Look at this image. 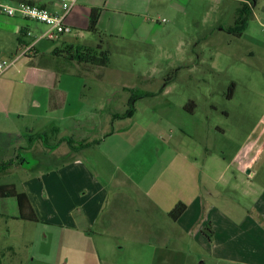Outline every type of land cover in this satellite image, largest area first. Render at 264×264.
Instances as JSON below:
<instances>
[{"label":"crops","instance_id":"1","mask_svg":"<svg viewBox=\"0 0 264 264\" xmlns=\"http://www.w3.org/2000/svg\"><path fill=\"white\" fill-rule=\"evenodd\" d=\"M130 1L140 5L137 10L129 12L134 15L152 14V6L154 8L156 3H164V0ZM228 1L239 6L234 8L233 24L225 31L234 27L238 11L248 0ZM20 2L59 12L54 0H11L7 4ZM95 3V0H78L66 18V24L72 32L49 41L55 45L43 52L38 50L40 35L46 30L40 31L41 24L20 17L0 15V57L13 59L22 45L34 44L31 55L20 58L0 75V139L3 141L0 145L4 149L2 156L12 157L3 163L11 161L15 168H23L24 160L19 159L17 150L37 151L33 155L39 169L37 178L26 181V186L21 189L13 184H2L13 185L18 193H23L27 198L28 206L22 215L15 200L18 214L11 218L21 230L28 227L34 231L33 236L27 232L23 243L34 247L38 240L40 257L54 261V228L63 229L74 235L76 240L93 245L94 250L85 254L86 261L95 264L100 260L101 264H107L108 257L113 258L123 243H140L148 247L155 243L162 244L156 250L163 252L169 248L179 250L189 239L194 246L217 261L264 264V232L258 240L253 239L252 218L247 208H243L242 212L238 208L229 209V215L235 220L227 214L223 215L224 211L220 212L208 198L202 196L200 171L196 162L188 161L178 147L171 148L170 141L156 139L151 133L127 137L130 136L131 128L126 124L134 114L127 116L129 118L124 115L132 110L135 112L130 97L123 101L118 97L122 112L110 113L111 117H120L115 118L119 123L118 130L112 127L109 132L111 119L103 124L76 123L68 125L65 130L54 124V119L58 120L60 115L66 113L70 93L68 83H82V79L89 77L87 75L96 73L95 68H102L78 64L65 58L67 46H85L103 51L100 45L96 46L91 41H79L84 38V32L91 33L87 28L89 14ZM255 4L253 0L251 16H254ZM178 7L169 5L175 16L184 15ZM258 19L263 21L264 13L259 14ZM36 31L39 35L35 34ZM27 33L30 36H26ZM60 68L65 69L64 76L57 71ZM90 77L99 81V75ZM126 90L121 89L123 92ZM127 91L140 94L139 99L142 100L151 95L149 88L138 89L134 85ZM85 107L95 112L107 110V106L102 103ZM80 114H68L67 119L75 123L74 118ZM25 119L31 120V124H18ZM36 121L52 124L50 137L42 131V126L36 127ZM15 126H20L21 130L10 129ZM255 133V128H252L229 164L235 165L236 159L240 158L239 153L250 140L252 145L257 144L259 138L253 139ZM33 136L34 139L28 138ZM65 139H70L74 147L82 144L91 146L72 149ZM25 141L27 144L24 147L17 146ZM255 165V160L249 162L241 173L238 167L235 168L239 173L237 178L242 175L246 177L244 182L250 183L257 177L256 171L252 170ZM246 169L250 170L252 177L244 174ZM261 192L263 197L257 199L255 204L258 203L259 212L264 214V190ZM206 195L212 198L216 194L208 191ZM254 195L257 194L254 192ZM31 215L35 221L20 218H29ZM29 224L34 227H29ZM204 226L212 232L211 239L203 233ZM6 250L13 255L16 253L12 245H8ZM34 259V256L26 257L27 261ZM200 259L203 264L204 258Z\"/></svg>","mask_w":264,"mask_h":264},{"label":"rangeland","instance_id":"2","mask_svg":"<svg viewBox=\"0 0 264 264\" xmlns=\"http://www.w3.org/2000/svg\"><path fill=\"white\" fill-rule=\"evenodd\" d=\"M0 2L10 3L11 0ZM95 2L92 9L97 10L98 19L101 15L100 24L97 23L100 34L84 32V38L79 41L100 45L107 52L108 65L95 68L96 73L87 75L89 77L82 79V83H68L70 93L66 113L60 115L62 120L60 116L58 120L54 119V124L65 130L76 123L103 124L111 119L109 132L113 128L118 130L117 116L111 117L110 113L122 112L118 97L122 101L130 97L135 112L131 111L134 115L126 124L131 128L127 137L151 133L156 139L170 141L171 148L178 147L188 161L197 164L202 196L234 220L229 209L238 208L242 212L247 208L252 218L253 239L261 238L264 214L259 212L255 202L263 197L261 191L264 190V132L259 124L264 115V31L258 19V15L264 13V0H255L254 16L249 18L239 36L225 31L233 24L234 8L239 6L228 0H164L163 4L152 6L153 13L147 15L129 13L140 8L135 1ZM174 4L184 15H174L169 9V5ZM39 28L41 32L46 29L43 25ZM35 34L39 35V32ZM39 41L41 52L55 45L47 40ZM63 70L57 69L64 76ZM91 75H99V81H94ZM133 85L138 89L149 88L151 95L142 100L140 94L128 93V88ZM230 90L232 95L228 97ZM100 103L107 106L106 111L95 112L85 107ZM79 112L80 116L74 118L75 123L67 119L68 114ZM31 122L25 119L18 124ZM37 122L36 127L42 126V131L50 137L52 124ZM252 128L256 132L253 139L258 137L259 141L252 145L250 140L242 148L235 165L229 164ZM10 129L21 130L20 126ZM28 138L34 139V136ZM25 144L27 141L17 146L24 147ZM245 150L249 153L242 157ZM3 152V145H0V163L12 158L3 157ZM35 152L17 150L19 159L24 160L23 168L7 167L0 173V185L13 184L21 189L26 186V181L37 178L39 169L33 156ZM255 156L256 165L252 170L256 171L257 177L250 183L244 182L246 177L242 175L237 178L236 175ZM208 191L216 195L209 198ZM17 214L14 198L0 199L1 264H90L84 257L94 250L93 245L76 240L63 229L54 228V261L40 257L38 240L34 247L23 243L27 232L33 236L34 231L28 227L21 230L11 219ZM203 233L210 235L207 226ZM8 245L14 247L15 255L6 250ZM159 246L163 245L155 243L148 247L140 243H123L106 263L201 264L203 257V264H228L208 257L189 239L183 248L175 251L170 248L163 252L156 250ZM32 256L34 260H26ZM95 264H101V261L97 260Z\"/></svg>","mask_w":264,"mask_h":264},{"label":"built area","instance_id":"3","mask_svg":"<svg viewBox=\"0 0 264 264\" xmlns=\"http://www.w3.org/2000/svg\"><path fill=\"white\" fill-rule=\"evenodd\" d=\"M54 1L59 7L58 13L50 12L46 8L31 5L28 3L20 2L16 4H7L0 2V15H4L6 17H20L21 19L44 25L46 27V30L41 33L39 40L44 39L47 41H55L59 37L68 35L72 32L71 27L66 24V18L73 10V8L77 5L78 0ZM244 3H246L251 8V3L249 1H245ZM260 25L264 31V19L260 22ZM26 36H30V34L27 33ZM33 52L34 44L29 43L22 45L18 52V55L13 59H4L0 57V75L4 73L8 68L12 67L17 60L27 57ZM259 124L262 126L261 132H264V115L261 118ZM248 153L249 151L245 150L242 157H246ZM255 159L256 156L251 159L250 162H253V160Z\"/></svg>","mask_w":264,"mask_h":264},{"label":"trees","instance_id":"4","mask_svg":"<svg viewBox=\"0 0 264 264\" xmlns=\"http://www.w3.org/2000/svg\"><path fill=\"white\" fill-rule=\"evenodd\" d=\"M251 5L253 4V0H248ZM98 12L95 9H92L89 14V22H88V32L97 34V23H98ZM251 17V10L250 7L245 3L242 6V9L238 11V17L236 19L234 27L228 30L229 33H232L236 36L241 35V33L244 31V28L247 25V22L249 18ZM66 59L68 61H74L76 63L80 64H86L90 66L95 67H106L108 65V55L106 51H97V49H92L90 47L85 46H67L65 49ZM232 91H229L228 97H231ZM132 112L130 111L126 116H131ZM116 118V117H114ZM120 118V117H117ZM6 137V136H4ZM68 146L72 149L76 148H84L91 146V144H82L78 145V147H74L73 142L70 139H65ZM12 162H5L0 163V173L6 171L7 167L11 166ZM3 198H14L18 204L20 215L23 214L24 209L28 206V201L26 196L23 193H18L13 185H0V199ZM22 219L28 220V221H35V217L31 215L29 218H23ZM208 234L206 237L208 239H211L212 232H210L209 228ZM0 264H1V258H0Z\"/></svg>","mask_w":264,"mask_h":264},{"label":"water","instance_id":"5","mask_svg":"<svg viewBox=\"0 0 264 264\" xmlns=\"http://www.w3.org/2000/svg\"><path fill=\"white\" fill-rule=\"evenodd\" d=\"M244 174H245V175H249L250 177H252V173L250 172L249 169H246V170L244 171Z\"/></svg>","mask_w":264,"mask_h":264}]
</instances>
